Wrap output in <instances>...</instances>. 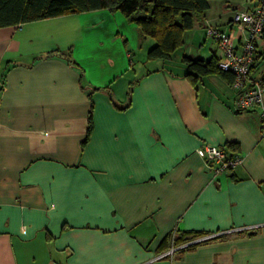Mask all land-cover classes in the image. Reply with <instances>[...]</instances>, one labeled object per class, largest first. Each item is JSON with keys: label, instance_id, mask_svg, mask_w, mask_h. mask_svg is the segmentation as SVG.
I'll return each mask as SVG.
<instances>
[{"label": "crops", "instance_id": "obj_1", "mask_svg": "<svg viewBox=\"0 0 264 264\" xmlns=\"http://www.w3.org/2000/svg\"><path fill=\"white\" fill-rule=\"evenodd\" d=\"M255 2L208 0L166 60L108 7L0 27V264H264L259 107L181 60L217 58L206 25ZM204 143L243 161L213 176ZM191 231L216 235L166 253Z\"/></svg>", "mask_w": 264, "mask_h": 264}, {"label": "trees", "instance_id": "obj_2", "mask_svg": "<svg viewBox=\"0 0 264 264\" xmlns=\"http://www.w3.org/2000/svg\"><path fill=\"white\" fill-rule=\"evenodd\" d=\"M208 6V0H0V27L25 23L68 12H82L108 7L119 10L127 21L137 25L139 34L152 37L155 43L147 50L149 59H170L174 51L182 44V33L191 28L202 11ZM264 39V34H263ZM62 53V52H60ZM256 60L264 58V46ZM186 76L198 77L207 73L231 74L217 66V58H191L183 56ZM256 64L254 63L253 67ZM252 67V70H253ZM90 115L87 133L90 131ZM186 234V235H185ZM197 232H184L177 243L198 237ZM193 245L192 243L187 246ZM186 247V246H185Z\"/></svg>", "mask_w": 264, "mask_h": 264}, {"label": "built area", "instance_id": "obj_3", "mask_svg": "<svg viewBox=\"0 0 264 264\" xmlns=\"http://www.w3.org/2000/svg\"><path fill=\"white\" fill-rule=\"evenodd\" d=\"M205 31L207 36L216 41L219 50L218 68L231 74L230 85L236 94L235 106L242 110L259 107L260 134L264 136V78L252 74L257 45L264 34V0H256L250 7L232 9L229 29L207 24ZM196 151L203 156L206 168L213 176L231 171L243 161V157L210 143L202 144ZM250 228L252 226L245 230ZM215 235L208 234L190 242L172 245L166 253L171 254L187 244Z\"/></svg>", "mask_w": 264, "mask_h": 264}, {"label": "rangeland", "instance_id": "obj_4", "mask_svg": "<svg viewBox=\"0 0 264 264\" xmlns=\"http://www.w3.org/2000/svg\"><path fill=\"white\" fill-rule=\"evenodd\" d=\"M94 33L96 35L102 36V38H104V44L105 45H108L109 44L108 43V40L106 39L108 36L106 35V31H105V29L103 27H102V29H95ZM109 46H110V48L116 50L117 49V46H118V43L114 42V40H113V42H110V45ZM143 56L144 55H138L137 61L140 62L141 61V57H143Z\"/></svg>", "mask_w": 264, "mask_h": 264}]
</instances>
